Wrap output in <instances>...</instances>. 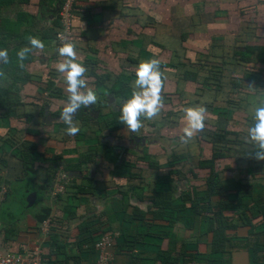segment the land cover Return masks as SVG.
I'll return each mask as SVG.
<instances>
[{"label":"crops","instance_id":"1","mask_svg":"<svg viewBox=\"0 0 264 264\" xmlns=\"http://www.w3.org/2000/svg\"><path fill=\"white\" fill-rule=\"evenodd\" d=\"M78 1L83 13L68 42L85 64L84 78L98 100L80 107L84 116L75 120L80 131L74 136L66 133L63 120L56 122L69 94L62 73V86L45 116V102L36 97L29 103L19 100L13 106L17 115L5 117L1 111L0 213L6 219H0V251L40 249L45 263L76 264L78 259L92 264L98 259L94 240L118 232L116 264H213L217 258L227 264H264V249L256 245L264 243V160L255 158L257 149L247 134L264 99V64L255 63V56L247 60L249 50L264 49V0ZM29 8H19L18 14L25 12L36 22L34 32L55 29L41 27L40 7ZM153 17L159 20L155 25ZM53 43L47 54L57 63L65 57L54 53L61 46ZM149 58L160 61L164 74L162 104L131 132L113 120L114 113L131 94L120 97L126 85L132 89L138 63ZM215 66L217 74L211 72ZM94 73L110 80L101 83ZM197 105L206 110V132L181 141L184 109ZM215 150L223 156L212 171L200 168ZM30 152L39 155L34 163ZM62 170L71 183L58 193ZM212 172L222 188L207 183ZM25 192L36 194L32 203ZM193 195L196 201L207 195V202L197 203L200 212L192 206ZM38 200L41 205L32 215L15 209ZM241 203L250 207L249 226L239 218ZM43 208L52 215L40 224ZM216 209L238 224L227 231L236 239L222 256L212 250L209 218ZM250 226L255 236H249Z\"/></svg>","mask_w":264,"mask_h":264},{"label":"clouds","instance_id":"2","mask_svg":"<svg viewBox=\"0 0 264 264\" xmlns=\"http://www.w3.org/2000/svg\"><path fill=\"white\" fill-rule=\"evenodd\" d=\"M28 40L31 47L24 46L16 53L21 67L33 48L43 49L45 47L44 42L38 37L32 36ZM58 54L65 59L57 62L56 70L63 74L67 91L70 94L59 118L67 125L66 133L69 136H74L80 131L79 126L75 123L74 114L82 105L85 107L95 105L98 96L96 91L86 83L84 73L87 68L84 63L78 61L75 45L71 42L64 43L59 47ZM8 62V50L0 48V63L7 64ZM163 76L158 59L149 58L138 63L131 94L119 106V121L126 125L131 132L142 127L141 117L150 119L160 111ZM205 117L206 110L202 106L186 107L184 109L186 123L182 129L181 141L187 142L194 134H204L206 132ZM247 134L257 149L255 158L264 160V99H260L254 109L252 123L247 128ZM62 175L70 179L69 182H71V177L67 173H62Z\"/></svg>","mask_w":264,"mask_h":264},{"label":"rangeland","instance_id":"3","mask_svg":"<svg viewBox=\"0 0 264 264\" xmlns=\"http://www.w3.org/2000/svg\"><path fill=\"white\" fill-rule=\"evenodd\" d=\"M22 0H0V25H2V31H5L4 34H0V42L1 43H7L5 42V39L9 37H7V34H10V36H15L16 32L18 29H20V25L16 26L19 23L18 17L20 14H18L19 8L22 9H26V8H33L32 10H35V8H39V14L41 15V19L39 18L40 21H38L39 23H41V27L45 29V26L48 25V29H54L53 26L55 23V13L58 14V18H59V11L60 8H58V3H55L54 0H44L45 7H42V1L43 0H33L35 3L37 1H39L40 4L36 5H30L28 4V7H23L24 3H21ZM51 1V2H49ZM54 1V2H53ZM57 2V1H56ZM79 2V1H78ZM21 3V4H20ZM29 8V9H30ZM25 11V10H24ZM25 14V12H24ZM82 14V13H81ZM29 15V14H28ZM152 24H156V22L158 23V19L156 20L154 17L153 19H151ZM7 22L12 23V24H6ZM29 22H32V20L28 19L25 22V25ZM33 23H35V21H33ZM8 26V27H7ZM40 27V26H39ZM40 27V28H41ZM41 28V29H42ZM55 30V29H54ZM31 32L36 33L39 37V39H41L43 36H41V34L43 33V31H39L40 33L34 32L33 28H31ZM52 33V32H50ZM44 42L45 47L43 49H39V48H33L32 51L30 52V57H28L29 59H32V61L30 63H26L23 64V67H21L19 69L18 67V72H16L14 75H8L9 73H7L6 69H11L9 71H13L14 69L11 65H9V68L6 67V64L0 63V90L9 95L13 98H15L18 102L20 100V102H27L28 100L35 98L36 99H40L43 102H45V107L44 110H51L52 105L50 107V104L52 102V96L53 93L55 92V90L62 86L61 84L63 83L62 81V77L60 76V74L58 73V71L56 70V65L57 63H55L54 61H52L49 57H48V52L47 50L49 49V45H51V41H45L42 40ZM53 45H57L55 43H53ZM58 46V45H57ZM31 47V45L29 46ZM2 48V47H0ZM8 55L12 53L13 48H8ZM54 53H56L58 55V57H63L60 56L58 54V49L55 48ZM53 62V63H52ZM6 67V68H5ZM53 67V68H52ZM29 69V72H28ZM30 78V79H29ZM31 78H33V80H31ZM32 81V83H30ZM23 82H26L25 84ZM30 83V84H28ZM28 84V85H27ZM66 85V84H65ZM25 87V90L24 88ZM44 93V95H43ZM70 94H68L69 96ZM68 96H64V102L66 104L67 102V98ZM30 101H28L29 103ZM114 107V105H113ZM46 110V113L48 112ZM82 110V109H80ZM24 113H29L30 110L28 111L24 109ZM51 112V111H50ZM1 113V111H0ZM52 113V112H51ZM59 113H61V111H59ZM84 112L77 110V112L74 114L75 120L80 119L83 120V118H81V116H83ZM60 117V115H58ZM43 117V116H42ZM57 117V124L60 121V118ZM24 118V117H22ZM53 118H56L55 116ZM62 120V119H61ZM32 122V121H30ZM29 122V123H30ZM45 123V122H44ZM46 124V123H45ZM45 130V129H44ZM136 166V164H135ZM137 167V166H136ZM17 192H15L13 194V196L9 199L10 203H14V199H16ZM26 192H25V197H28L27 201L32 203L33 198H36V194H29L28 196H26ZM34 195V197H33ZM41 197V196H40ZM35 203V202H34ZM33 203V204H34ZM39 205H41V203L39 202V200L37 201L36 205H32V206H28L26 207L25 205L18 203L15 205V209L20 212L19 210H26V214L27 215H32L36 210H38ZM2 210H6V206H3ZM1 215V213H0Z\"/></svg>","mask_w":264,"mask_h":264},{"label":"trees","instance_id":"4","mask_svg":"<svg viewBox=\"0 0 264 264\" xmlns=\"http://www.w3.org/2000/svg\"><path fill=\"white\" fill-rule=\"evenodd\" d=\"M54 1L56 3V0H54ZM49 2H51V1H49ZM21 3L30 4V0H22ZM41 4H42V7H45V5H43V4H45L44 0L42 1ZM62 4H63V0H59V3L57 5L58 8H60L62 6ZM76 8H78V7L76 6ZM81 13H83V11L79 9L78 16L80 15L82 17V14ZM57 16H58V14L55 13V23H53L55 30L51 31L52 33H42L41 36H43V37L41 38V40H49L51 42H54L58 46H62V45L59 44L58 38H57L58 35H59V33H60V31H61L60 19ZM24 17L28 18L29 20L32 19L31 17H29L27 15H24V14L19 15V17H18L19 23L16 26H19L20 25V29L17 30L16 35L15 36H10V34H7V37L9 35V37L5 39V42H7V43H1L0 42V47H2V48H6V49L11 48V47L13 48L12 53L9 54V62L6 64V67L9 68V65H11L13 67V69H14V72L13 71L12 72L9 71L11 69H9V70L6 69L7 73H9L8 75H14L16 72H18V67H19V69L21 68L20 67V63L18 62V57H17L16 53L22 47H24V46H30L28 38L29 37H32V36L39 37L36 33L31 32V28H33V30H34V28L36 26L35 25L36 22L33 24V20H32V22H29V23H27L25 25V22L27 21V19L24 20ZM84 17H85V15L83 16V18ZM39 18H40V20H42L41 17H38V20L37 21H40ZM6 24L8 25V24H12V23L7 22ZM1 26L2 25H0V34L2 35L5 32V31H2V30H4L5 28L2 29ZM73 36H74V34H73ZM248 56H249V58H247V60H253L252 59V56H255L254 57L255 63H257V64H264V49L263 48L249 50ZM28 57H30V53L27 55V58L23 61V64L30 63L32 61V59H29L28 60ZM95 69H96V66H95L94 70ZM217 69H218V67L215 66L214 68H212L213 71H211V72L213 74H217ZM93 75L96 76L98 78L97 80L100 81L101 83H104L105 81L110 80V77L99 78V76L97 74L94 73ZM23 83L25 84L26 82H23ZM131 91H132V89L129 87V85H126L125 86V91L122 94L123 96L121 95L120 97H124V95L126 93H131ZM7 94L3 93L0 90V111H3L5 113L4 114L5 117H7V116L10 117V116L17 115L16 114V110L14 109L13 106L16 105L18 103V101L15 98L11 97L10 94L9 95H7ZM45 112H46V110H44V108H43V110L41 111V115L42 116H45L46 115ZM60 114L61 113H58V115H60ZM55 115L56 114H54V116ZM114 115H115V118H113V120L119 119L120 113L116 112V113H114ZM1 117H3V116H1ZM218 137H219V139L224 138V136H222V137L221 136H218ZM30 149H31V152H34V149H32V148H30ZM31 152H30V154L32 155V159H33L31 161H32V163H34L37 159H39V155L38 154L37 155H34ZM222 156H223V153H221L220 151H216L215 150L214 153H213L212 158L209 161H204V162H201V163L199 162L198 166L200 168H206V167H208L212 171V169L214 167V162L218 158H220ZM95 158L97 159V157H95ZM29 160H30V158H29ZM41 160H43V159H41ZM96 163H97V161H96ZM62 171H64L63 173L66 172L65 170H62ZM61 182H63V180H61ZM70 183L71 182L65 183V181H64L63 182V185L64 186H67ZM207 183L209 185L216 184L217 186H220L221 187V183L218 182V179L216 178V175L214 174V172L211 173L210 177L208 178ZM220 187H218V188H220ZM212 188H214V187H211V189ZM41 190H43V189H41ZM192 198H194L193 199V203H192L193 208L197 212H200V210L198 209L197 203L200 202V201H202V200L204 202H207V200H208L207 199V195H204V197L202 199H199V201H196L197 200L196 199L197 197H194V195L192 196ZM199 208H200V206H199ZM203 208L204 207H202V209ZM237 208L238 209H242L241 210L242 214H240V217L239 218L242 219L243 224L246 225V226L251 225V222L249 221V218L247 216L248 211L251 213V210H248V209H250V207H247V206H245V205H243L241 203L240 206L237 207ZM204 209H209V207H205ZM40 212L41 213L37 216V220H38V222L40 224H42L45 220L49 219L50 216L52 215V210L50 208H43ZM7 215H9V214H7ZM0 219H6V218L5 217H2V215H0ZM209 220L210 221L212 220V223H210V225H211L210 228L213 231V240H212V250H213V252H216V254H218L219 256L220 255L221 256L222 255H226L227 253L229 254L228 248L234 246L233 245V242L235 241L236 237L235 236H229V234H227V231L232 230V229H236L237 226H238L237 222L236 223L235 222H228V220L224 216H222V214L220 213V209H216V211H213V217L209 218ZM213 221L215 222V225L213 224ZM2 224H3V222H2ZM250 227H251V231H250V235L249 236L250 237H252L251 235L255 236V233H254L255 228L253 226H250ZM108 233H110V232H108ZM108 233L104 232L103 234L100 235L99 239L95 238L97 240L96 241L94 240V242H93L92 249H94V251L96 252L97 258H98L99 253H98V251H97V249L95 247V244L100 240L101 236L106 235ZM240 240L241 241H244V239H240ZM256 245L258 247L264 249V243L258 242ZM116 246H117V243H116ZM236 247H238V246H236ZM253 253H254L253 254V257L255 256L254 262L257 263V260H256L257 251L254 248H253ZM77 260L78 259H76V264H83V262H81L80 260L79 261H77ZM96 261L97 260H95V262ZM94 263H92V264H94ZM212 263L213 264H227L228 261L221 260L220 258H217L215 260L213 259L212 260ZM47 264H52V263H47ZM57 264H70V263H68V262L63 263L60 260ZM164 264H170V261L169 262H166Z\"/></svg>","mask_w":264,"mask_h":264},{"label":"built area","instance_id":"5","mask_svg":"<svg viewBox=\"0 0 264 264\" xmlns=\"http://www.w3.org/2000/svg\"><path fill=\"white\" fill-rule=\"evenodd\" d=\"M78 0H63V4L60 7L59 19L61 23V31L58 35V42L60 45L68 42L73 36L74 21L78 16ZM60 183L57 187L58 193H63L65 186L63 182L69 183L70 179L62 175L59 177ZM63 180V182H61ZM4 192H1V197ZM120 238V233L110 232L103 235L100 240L95 244V247L99 253L98 259L94 264H116L115 263V247L117 240ZM0 264H46L44 262L42 251L35 249L33 252H12L7 253L0 251Z\"/></svg>","mask_w":264,"mask_h":264}]
</instances>
